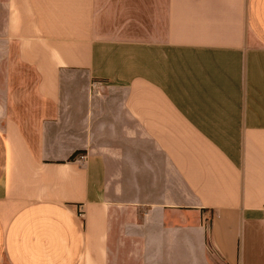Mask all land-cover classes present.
<instances>
[{
  "label": "crops",
  "instance_id": "crops-1",
  "mask_svg": "<svg viewBox=\"0 0 264 264\" xmlns=\"http://www.w3.org/2000/svg\"><path fill=\"white\" fill-rule=\"evenodd\" d=\"M0 75V264H264V0H0Z\"/></svg>",
  "mask_w": 264,
  "mask_h": 264
},
{
  "label": "rangeland",
  "instance_id": "rangeland-1",
  "mask_svg": "<svg viewBox=\"0 0 264 264\" xmlns=\"http://www.w3.org/2000/svg\"><path fill=\"white\" fill-rule=\"evenodd\" d=\"M2 81L0 75V83ZM136 214L135 209L129 205L113 208L110 239L111 264H140L143 250L136 244V238H132L129 234L130 225L135 223ZM212 217L209 216L207 220L209 224Z\"/></svg>",
  "mask_w": 264,
  "mask_h": 264
},
{
  "label": "trees",
  "instance_id": "trees-1",
  "mask_svg": "<svg viewBox=\"0 0 264 264\" xmlns=\"http://www.w3.org/2000/svg\"><path fill=\"white\" fill-rule=\"evenodd\" d=\"M79 153H80V152L75 153V154L70 158V160H74V159L76 158V156L79 155Z\"/></svg>",
  "mask_w": 264,
  "mask_h": 264
},
{
  "label": "built area",
  "instance_id": "built-area-1",
  "mask_svg": "<svg viewBox=\"0 0 264 264\" xmlns=\"http://www.w3.org/2000/svg\"><path fill=\"white\" fill-rule=\"evenodd\" d=\"M81 159H84V157L82 156ZM263 215H264V209H263Z\"/></svg>",
  "mask_w": 264,
  "mask_h": 264
}]
</instances>
